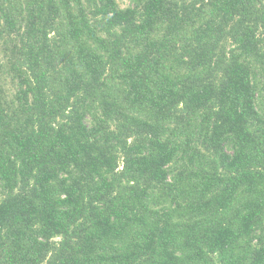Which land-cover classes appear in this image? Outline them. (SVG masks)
Instances as JSON below:
<instances>
[{
    "label": "trees",
    "instance_id": "1",
    "mask_svg": "<svg viewBox=\"0 0 264 264\" xmlns=\"http://www.w3.org/2000/svg\"><path fill=\"white\" fill-rule=\"evenodd\" d=\"M0 264H264V0H0Z\"/></svg>",
    "mask_w": 264,
    "mask_h": 264
},
{
    "label": "rangeland",
    "instance_id": "2",
    "mask_svg": "<svg viewBox=\"0 0 264 264\" xmlns=\"http://www.w3.org/2000/svg\"><path fill=\"white\" fill-rule=\"evenodd\" d=\"M121 7H127L130 5L131 0H117ZM4 86L7 87V89L10 90V92H13V84L10 82V80H7Z\"/></svg>",
    "mask_w": 264,
    "mask_h": 264
}]
</instances>
